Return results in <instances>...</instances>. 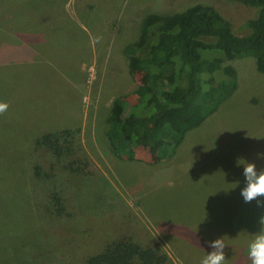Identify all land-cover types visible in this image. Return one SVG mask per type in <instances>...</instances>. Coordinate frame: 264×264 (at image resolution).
I'll return each mask as SVG.
<instances>
[{"label":"rangeland","instance_id":"374dc122","mask_svg":"<svg viewBox=\"0 0 264 264\" xmlns=\"http://www.w3.org/2000/svg\"><path fill=\"white\" fill-rule=\"evenodd\" d=\"M195 4L217 9L238 35L258 13L235 0H0V101L9 104L0 115V264H85L122 238L160 250L162 264H201L221 237L225 264H251L264 207L244 202L237 160L264 168V74L253 57L226 63L237 89L171 160L145 149L126 159L107 139L113 101L130 102L145 84L124 52L143 19ZM63 131L61 156L35 144Z\"/></svg>","mask_w":264,"mask_h":264},{"label":"trees","instance_id":"16d2710c","mask_svg":"<svg viewBox=\"0 0 264 264\" xmlns=\"http://www.w3.org/2000/svg\"><path fill=\"white\" fill-rule=\"evenodd\" d=\"M235 1L258 10L244 23V35L236 34L210 5L143 19L138 40L124 52L129 69L143 76L145 84L128 95L130 102L124 97L113 101L107 139L115 154L134 159L133 149H145L171 160L187 133L214 115L237 89L236 71L227 62L253 57L256 70L264 74V0ZM67 133L45 134L35 144L61 156ZM165 257L158 249L122 238L85 264H162Z\"/></svg>","mask_w":264,"mask_h":264},{"label":"clouds","instance_id":"9594fccd","mask_svg":"<svg viewBox=\"0 0 264 264\" xmlns=\"http://www.w3.org/2000/svg\"><path fill=\"white\" fill-rule=\"evenodd\" d=\"M9 108L7 102L0 101V115ZM257 159H264V153H257ZM237 166H243L245 186L241 190V196L245 203L256 201L258 207H264V168L258 169L255 162H248L244 158H238ZM260 230L253 234V239L248 244V259L251 264H264V215L258 221ZM226 244L223 237L209 242L212 251L208 252L201 260V264H225Z\"/></svg>","mask_w":264,"mask_h":264}]
</instances>
